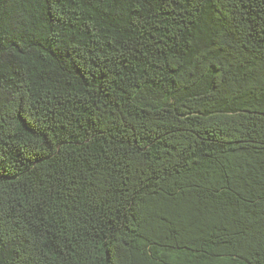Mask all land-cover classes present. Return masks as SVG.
I'll return each mask as SVG.
<instances>
[{"label":"trees","instance_id":"trees-1","mask_svg":"<svg viewBox=\"0 0 264 264\" xmlns=\"http://www.w3.org/2000/svg\"><path fill=\"white\" fill-rule=\"evenodd\" d=\"M0 264H264V0H0Z\"/></svg>","mask_w":264,"mask_h":264}]
</instances>
